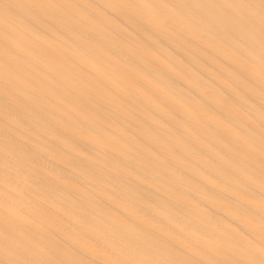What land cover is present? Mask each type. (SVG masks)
I'll return each mask as SVG.
<instances>
[{
	"label": "bare ground",
	"instance_id": "bare-ground-1",
	"mask_svg": "<svg viewBox=\"0 0 264 264\" xmlns=\"http://www.w3.org/2000/svg\"><path fill=\"white\" fill-rule=\"evenodd\" d=\"M0 264H264V0H0Z\"/></svg>",
	"mask_w": 264,
	"mask_h": 264
}]
</instances>
